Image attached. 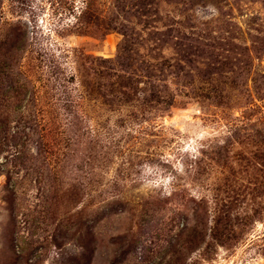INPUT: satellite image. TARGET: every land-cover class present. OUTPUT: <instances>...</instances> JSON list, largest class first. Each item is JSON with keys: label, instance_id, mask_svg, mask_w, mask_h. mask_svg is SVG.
Segmentation results:
<instances>
[{"label": "rangeland", "instance_id": "374dc122", "mask_svg": "<svg viewBox=\"0 0 264 264\" xmlns=\"http://www.w3.org/2000/svg\"><path fill=\"white\" fill-rule=\"evenodd\" d=\"M0 264H264V0H0Z\"/></svg>", "mask_w": 264, "mask_h": 264}]
</instances>
